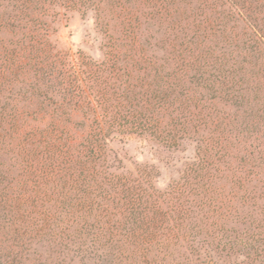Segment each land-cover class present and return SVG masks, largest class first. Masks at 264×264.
Here are the masks:
<instances>
[{
  "label": "trees",
  "instance_id": "1",
  "mask_svg": "<svg viewBox=\"0 0 264 264\" xmlns=\"http://www.w3.org/2000/svg\"><path fill=\"white\" fill-rule=\"evenodd\" d=\"M60 7L101 61L54 52ZM2 32L0 264H264V0H0ZM124 136L195 160L158 191Z\"/></svg>",
  "mask_w": 264,
  "mask_h": 264
},
{
  "label": "rangeland",
  "instance_id": "2",
  "mask_svg": "<svg viewBox=\"0 0 264 264\" xmlns=\"http://www.w3.org/2000/svg\"><path fill=\"white\" fill-rule=\"evenodd\" d=\"M54 15L46 18L49 29L50 45L55 53L60 55L76 56L77 52L91 57L95 61L103 59L102 44L106 40L104 33L96 25L91 12L86 15L63 7L56 8ZM146 26L143 29L145 49H154L161 45V38H165L163 32L160 34L150 32ZM7 38L10 35L2 32ZM11 38V41H14ZM144 46V47H145ZM159 48V47H158ZM153 55L163 58V53L158 51ZM22 104V103H21ZM79 116H74L73 121H78ZM116 155L119 167L128 171H135L137 168H151V175L148 180L158 191H165L170 184L178 182L183 171L195 160L196 144L193 140L186 139L175 148L164 147L158 142L142 136L117 137L110 144ZM238 262V261H237Z\"/></svg>",
  "mask_w": 264,
  "mask_h": 264
}]
</instances>
